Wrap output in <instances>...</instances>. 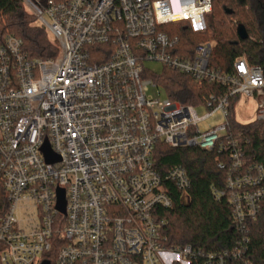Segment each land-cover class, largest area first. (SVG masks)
<instances>
[{
	"label": "built area",
	"instance_id": "built-area-1",
	"mask_svg": "<svg viewBox=\"0 0 264 264\" xmlns=\"http://www.w3.org/2000/svg\"><path fill=\"white\" fill-rule=\"evenodd\" d=\"M20 1L52 34L59 53L29 60L11 34L0 45V264L239 261L243 243L203 253L189 245L167 247L163 234L161 211L172 207L174 191L183 201L190 181L181 166L158 171L160 143L228 153L226 191L216 197L228 199L238 230L264 199V170L241 171L242 149L231 140L229 124L237 97L257 98L256 120H264L262 69L240 58L230 72L215 70L210 43L185 58L177 53L178 38L169 35L178 23L204 32L211 0ZM100 45L111 49L100 52ZM144 61L225 91L209 95L199 105L208 113L198 117L196 107L154 91L159 85L143 77ZM213 115L223 123L201 129ZM45 139L58 163L45 162ZM58 189L64 215L56 210Z\"/></svg>",
	"mask_w": 264,
	"mask_h": 264
},
{
	"label": "trees",
	"instance_id": "trees-1",
	"mask_svg": "<svg viewBox=\"0 0 264 264\" xmlns=\"http://www.w3.org/2000/svg\"><path fill=\"white\" fill-rule=\"evenodd\" d=\"M211 6L203 33L193 32L184 23L171 26L169 35L179 41L177 53L189 58L195 46L210 43L209 67L227 73L237 59L244 58L250 66L260 67L264 73V0H211ZM238 27L245 29L246 40L238 37ZM6 34L22 41V51L29 60L47 61L58 56L57 42L48 39L45 29L20 0H0V45ZM95 48L102 52L111 46ZM153 80L162 86L170 100L193 107H198L209 95L225 91L224 87L208 83L199 87L192 78L168 69ZM233 102L234 99L229 109L230 138L242 149L241 171L246 172L254 166H262L264 170V120H256L247 126L236 124ZM155 159L159 172L181 166L190 181L186 191L188 202H181V192L174 191L172 207L161 211L166 222L163 234L167 247L189 245L210 253L230 250L243 243L244 254L235 264H264V199L256 217L246 221L245 230H238L228 199L216 197L217 193L226 191L231 168L226 151L172 149L160 143ZM261 185L264 187V178ZM2 203L0 189V209Z\"/></svg>",
	"mask_w": 264,
	"mask_h": 264
},
{
	"label": "rangeland",
	"instance_id": "rangeland-1",
	"mask_svg": "<svg viewBox=\"0 0 264 264\" xmlns=\"http://www.w3.org/2000/svg\"><path fill=\"white\" fill-rule=\"evenodd\" d=\"M173 11H177V8L175 5H173ZM205 20H206L205 22L207 26V16L205 17ZM166 29L167 28H165V30ZM196 33H203V32H196ZM47 37L50 41H54V38L51 33L47 32ZM142 67L144 70V75L147 78L152 79V80L153 78L160 76L165 69L162 63L148 62V61H144L142 63ZM154 91H160L161 96L163 98L167 97L165 94V90L160 85L157 87V90L155 89ZM257 105H258V99L255 97L254 98H246V97L235 98L233 102V106H232V114H233V119L235 123L241 126H247L255 122L256 113H257ZM195 112L198 117H203L208 113V110L204 106H198L195 108ZM211 123L218 125V124L223 123V121L219 116L213 115L209 117L208 119H206L205 121L201 122L199 127L201 129H207ZM182 199H183L182 202L184 203L188 202V197L186 194L183 195Z\"/></svg>",
	"mask_w": 264,
	"mask_h": 264
},
{
	"label": "water",
	"instance_id": "water-1",
	"mask_svg": "<svg viewBox=\"0 0 264 264\" xmlns=\"http://www.w3.org/2000/svg\"><path fill=\"white\" fill-rule=\"evenodd\" d=\"M237 34L241 40L247 39V33L243 27H238ZM41 153H42L46 163L54 164V163L59 162V158L54 153H52V151L49 147L48 141L46 139L42 145ZM56 195H57L56 210L60 214L64 215L65 214L64 191L62 189H58L56 192ZM42 264H49V263L44 261V262H42Z\"/></svg>",
	"mask_w": 264,
	"mask_h": 264
}]
</instances>
